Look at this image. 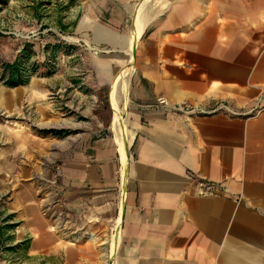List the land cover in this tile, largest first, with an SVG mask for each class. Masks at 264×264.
I'll use <instances>...</instances> for the list:
<instances>
[{"label":"crops","instance_id":"crops-1","mask_svg":"<svg viewBox=\"0 0 264 264\" xmlns=\"http://www.w3.org/2000/svg\"><path fill=\"white\" fill-rule=\"evenodd\" d=\"M80 2L99 87L127 77L122 128L62 162L68 231L19 189L29 251L39 264H264V0ZM203 180L214 194H197Z\"/></svg>","mask_w":264,"mask_h":264},{"label":"rangeland","instance_id":"rangeland-1","mask_svg":"<svg viewBox=\"0 0 264 264\" xmlns=\"http://www.w3.org/2000/svg\"><path fill=\"white\" fill-rule=\"evenodd\" d=\"M80 3L0 0V75L1 64L24 48L28 69L36 70L17 87L0 79V264H39L17 212L19 189L38 190L51 221H65L68 231L69 216L59 219L55 198L60 166L92 139L114 133L111 126L125 110L126 85L113 96L114 84L101 89L97 83L95 60L102 49L76 32Z\"/></svg>","mask_w":264,"mask_h":264},{"label":"trees","instance_id":"trees-1","mask_svg":"<svg viewBox=\"0 0 264 264\" xmlns=\"http://www.w3.org/2000/svg\"><path fill=\"white\" fill-rule=\"evenodd\" d=\"M30 55L26 53V49L21 52L12 62H4L1 64L2 72L0 79L8 87H17L27 82L29 76L36 73L35 69H28L26 62ZM29 70V71H28Z\"/></svg>","mask_w":264,"mask_h":264},{"label":"bare ground","instance_id":"bare-ground-1","mask_svg":"<svg viewBox=\"0 0 264 264\" xmlns=\"http://www.w3.org/2000/svg\"><path fill=\"white\" fill-rule=\"evenodd\" d=\"M125 85H126V80L116 82L113 86V93H112L113 96H115V94L116 95L122 94L123 93L122 91L125 90ZM35 86H36V83H32L31 85L27 86L26 88L32 89ZM13 90H16L15 93H13V94H16V92H19V89L13 88ZM125 92H126V90H125ZM115 125L117 126V128H122V123L118 119L115 120ZM116 239H117V234H115L113 237V245L114 246L117 243Z\"/></svg>","mask_w":264,"mask_h":264},{"label":"built area","instance_id":"built-area-1","mask_svg":"<svg viewBox=\"0 0 264 264\" xmlns=\"http://www.w3.org/2000/svg\"><path fill=\"white\" fill-rule=\"evenodd\" d=\"M160 104H166L165 100H161L159 102ZM220 109L226 108V106L224 104H220L219 105ZM197 194L200 196H208V195H212L214 194V186L212 183L210 182H206V181H200L199 182V186H198V190H197Z\"/></svg>","mask_w":264,"mask_h":264},{"label":"water","instance_id":"water-1","mask_svg":"<svg viewBox=\"0 0 264 264\" xmlns=\"http://www.w3.org/2000/svg\"><path fill=\"white\" fill-rule=\"evenodd\" d=\"M136 44H137V41L134 42V46H133V48H134V53H135V49H136Z\"/></svg>","mask_w":264,"mask_h":264}]
</instances>
